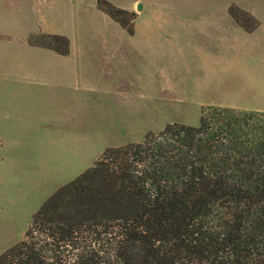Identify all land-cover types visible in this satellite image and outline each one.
Returning <instances> with one entry per match:
<instances>
[{
	"label": "crops",
	"instance_id": "1",
	"mask_svg": "<svg viewBox=\"0 0 264 264\" xmlns=\"http://www.w3.org/2000/svg\"><path fill=\"white\" fill-rule=\"evenodd\" d=\"M182 8L176 16L203 10ZM85 12L109 24H85ZM147 14H137L129 34L97 0H0L3 201H10L12 162L77 178L106 149L140 143L174 124L165 113H193L198 122L207 107L264 112V47L250 51L243 38L258 30L245 31L229 12L233 33L215 21L147 23ZM38 34L67 38V54L29 44ZM125 35L136 39L131 49ZM95 123L93 137L86 128Z\"/></svg>",
	"mask_w": 264,
	"mask_h": 264
},
{
	"label": "trees",
	"instance_id": "2",
	"mask_svg": "<svg viewBox=\"0 0 264 264\" xmlns=\"http://www.w3.org/2000/svg\"><path fill=\"white\" fill-rule=\"evenodd\" d=\"M97 7L133 33L135 14ZM28 42L68 52L63 36ZM0 264H264V112L207 107L197 126L106 149L43 203Z\"/></svg>",
	"mask_w": 264,
	"mask_h": 264
},
{
	"label": "rangeland",
	"instance_id": "3",
	"mask_svg": "<svg viewBox=\"0 0 264 264\" xmlns=\"http://www.w3.org/2000/svg\"><path fill=\"white\" fill-rule=\"evenodd\" d=\"M109 2L119 9L135 14L134 18H136V20L137 14L141 12L143 8L147 9L151 14H147L144 18L147 23L182 22L185 20L192 21L193 23H211V21H215L223 29L226 30L227 28L231 33L234 32V29L231 26L232 22L228 18L226 12L228 13L229 10L232 9L235 16L232 17L230 14L229 15L236 24L243 28L248 27L258 30V32L253 35H246L243 37L245 38L244 42L248 49L250 51H258V49L264 47V0H113V2ZM182 7L188 9L202 8L203 10H200V14H196L195 16H176V14L179 13L178 11L183 9ZM12 15L14 17L15 12H13ZM132 18V16H129L130 20ZM83 20L85 24H109L106 16L101 15L98 17L91 12H85ZM136 20L133 22L135 23ZM109 21L115 22L110 17ZM130 24L131 22H129V25ZM122 39L130 46V49L134 46V40H136L126 35L125 37L123 36ZM92 93H96V91L93 90ZM94 96L100 98V95ZM185 114L186 113L175 112L165 113V119L172 123L198 124L199 121L193 122L189 118L193 113H187L188 116L191 115L187 118L184 117ZM200 117L201 113L199 120ZM97 129H99V125L95 123L92 125V129L86 128V131L94 137ZM162 129L157 127L154 131L157 132ZM18 161L23 163V159H18ZM75 177L76 175L67 174L47 176L46 174L36 172L34 168L25 167V165L16 166L12 162L10 201H3L0 198V253L24 238V234L32 220V216L40 205L46 201L59 186L66 184Z\"/></svg>",
	"mask_w": 264,
	"mask_h": 264
}]
</instances>
